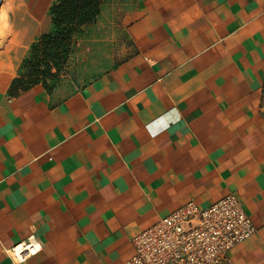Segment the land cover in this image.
<instances>
[{
	"label": "crops",
	"instance_id": "1",
	"mask_svg": "<svg viewBox=\"0 0 264 264\" xmlns=\"http://www.w3.org/2000/svg\"><path fill=\"white\" fill-rule=\"evenodd\" d=\"M0 47V264H127L190 200L234 193L256 233L222 264H264V0H103L65 74L11 96L55 0H27Z\"/></svg>",
	"mask_w": 264,
	"mask_h": 264
},
{
	"label": "built area",
	"instance_id": "2",
	"mask_svg": "<svg viewBox=\"0 0 264 264\" xmlns=\"http://www.w3.org/2000/svg\"><path fill=\"white\" fill-rule=\"evenodd\" d=\"M257 230L234 193L206 207L190 200L133 238L135 252L127 264H222ZM42 250L33 234L8 253L22 264Z\"/></svg>",
	"mask_w": 264,
	"mask_h": 264
},
{
	"label": "trees",
	"instance_id": "3",
	"mask_svg": "<svg viewBox=\"0 0 264 264\" xmlns=\"http://www.w3.org/2000/svg\"><path fill=\"white\" fill-rule=\"evenodd\" d=\"M102 4L103 0H55L49 9L52 29L31 45L9 94L17 96L36 84L52 90L66 72L75 37L97 22Z\"/></svg>",
	"mask_w": 264,
	"mask_h": 264
},
{
	"label": "rangeland",
	"instance_id": "4",
	"mask_svg": "<svg viewBox=\"0 0 264 264\" xmlns=\"http://www.w3.org/2000/svg\"><path fill=\"white\" fill-rule=\"evenodd\" d=\"M27 0H3L0 6V47L11 39L12 31L19 16L28 8ZM65 74V72H64ZM63 75V74H62ZM62 77V76H61Z\"/></svg>",
	"mask_w": 264,
	"mask_h": 264
},
{
	"label": "water",
	"instance_id": "5",
	"mask_svg": "<svg viewBox=\"0 0 264 264\" xmlns=\"http://www.w3.org/2000/svg\"><path fill=\"white\" fill-rule=\"evenodd\" d=\"M2 1H3V0H0V6L2 5Z\"/></svg>",
	"mask_w": 264,
	"mask_h": 264
}]
</instances>
